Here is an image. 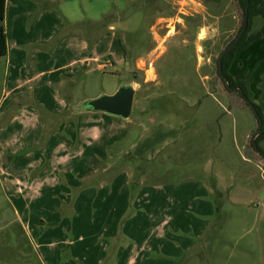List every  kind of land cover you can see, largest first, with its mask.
<instances>
[{"label":"rangeland","instance_id":"374dc122","mask_svg":"<svg viewBox=\"0 0 264 264\" xmlns=\"http://www.w3.org/2000/svg\"><path fill=\"white\" fill-rule=\"evenodd\" d=\"M79 3L82 20L103 24L108 16L113 27L98 29L95 42H87L86 54L97 62L81 76L80 95L86 99L112 94L131 84L136 90L133 112L126 121L104 114L76 115L75 120L92 125L91 130L81 142L77 136L66 137L62 153L68 175L41 180L44 194L32 211H18L11 201L16 196L4 193L0 167V264H49L42 253L50 235L51 252H74L79 247L94 258L102 251L98 229L102 206L110 214L127 210L126 220H150L152 236L160 238L153 239L157 251L163 249L159 242L164 237L190 244L192 250L175 264H264V157L254 147L256 143L264 150V139L257 143L254 111L238 92L227 90L218 71L222 53L244 26L237 0ZM63 13L68 17L65 8ZM85 25L76 29L89 37ZM66 26V36L75 32ZM259 26L257 20L252 30ZM61 33L48 43L38 44L40 35L24 38L27 61L21 68L0 59L1 111L15 95L25 105L38 106L35 87L43 68L29 67V58L36 51L51 55L66 37ZM238 58L239 53L230 73L253 83L250 98L264 112V59L251 60L247 67ZM107 62L114 64L97 69ZM16 73L24 83L14 94L10 80ZM20 107L14 104L10 111ZM50 136L44 130L42 142ZM59 202L64 210L52 211ZM77 203L81 208L73 211ZM72 219L80 226L76 242L54 235L59 224Z\"/></svg>","mask_w":264,"mask_h":264},{"label":"crops","instance_id":"0c3cea01","mask_svg":"<svg viewBox=\"0 0 264 264\" xmlns=\"http://www.w3.org/2000/svg\"><path fill=\"white\" fill-rule=\"evenodd\" d=\"M79 4V0L5 1L2 25L7 35V53L0 59L7 58L8 62L13 63L16 68H21L26 64L24 61H27L22 50V47H25L24 38L30 39L31 35L34 37L40 35L37 37L38 44L48 43L63 31L66 24V29L75 30L69 36H66L65 30L61 33L62 37H66L53 48L54 51L51 52V55L36 51L29 58V67L37 69L42 66L43 68V78L35 87L37 98L34 103H37L39 107H31V103L25 105L23 102H19V96L15 95L16 97L10 101L7 108L4 111L0 110V167L4 170L2 189L6 195L16 196V200L11 199V201L18 211L22 210L27 213L32 211L34 205H38L41 194H44V190L41 189V180L51 179V176L60 173L68 175L69 166L64 165L65 153H62L63 143L67 136H77L80 142L85 140L91 130L90 127H92V125L75 120L74 117L82 113L91 114L83 109L82 103L87 99L104 94L103 92L96 97L86 99L80 95V91L84 89L80 81L81 76L87 66L97 62V59L93 60L86 54L89 48L88 43L95 42L94 40L99 37L98 29L104 30V26L94 19L82 20V16L78 13ZM64 8L69 13L68 17L63 13ZM83 22L86 24V31H89V37L87 32L83 35L84 33H81L80 29H76ZM110 27L111 25L106 27L107 31L113 29ZM10 41L16 46L13 49ZM21 56L24 57L22 60ZM258 57L264 59V38L240 52L238 59L247 66L251 60H257ZM107 63L100 64L97 69L103 71ZM50 67L56 69L51 70ZM34 78H37V73L31 77L29 82ZM239 78L242 79V77ZM10 83L15 94L24 83L21 74L13 75ZM252 84L247 83L249 92ZM27 102L30 100L28 99ZM14 104L21 106L20 111H10ZM67 110L69 116L65 119L62 114ZM8 114L7 121H4ZM43 114L47 116V119L41 117ZM44 130L51 133V136L45 139L46 142L41 140ZM40 146L43 149H39ZM113 191L112 188L111 192ZM64 204L68 205L69 203L65 202ZM64 207L62 202H59L57 207L52 208V211H59L61 208L64 210ZM48 208L51 210V202L48 204ZM80 208L81 205L78 206L77 203L73 206V211H78ZM126 211L110 214L104 206L98 211L101 217L98 229L102 235L99 250L102 251L100 254L96 252L94 258H88L80 251L79 247L74 252H51V235L43 242V248L46 250L42 254L46 255L49 264H175V259L192 250V246L189 247L190 244L184 246V241L181 239L173 242L164 237L159 242L163 249L157 251L156 242L153 243V239L154 237L155 239L160 238L152 236V222L149 220L137 223L135 219L130 218L126 220ZM51 218L54 220V217L51 216ZM58 222L59 220L55 224ZM42 224L45 225L44 222ZM58 226L60 227L54 230V235L65 240L71 238L72 242L77 241L80 226L74 219L69 222L63 221ZM108 256L109 261L105 262Z\"/></svg>","mask_w":264,"mask_h":264},{"label":"trees","instance_id":"16d2710c","mask_svg":"<svg viewBox=\"0 0 264 264\" xmlns=\"http://www.w3.org/2000/svg\"><path fill=\"white\" fill-rule=\"evenodd\" d=\"M5 1L6 0H0V58L4 57L7 53V35L2 25L4 14H5ZM206 1L209 2L211 0H206ZM216 1L220 2L221 0H216ZM237 4L240 10L242 11L244 18L246 14H248L249 27H248L247 32L243 36L241 42L237 45V47L228 56H226L223 59L224 79L221 78L220 73H219V76L222 82L226 85V88L228 91L238 92L241 95V97L244 99V101L246 102L247 106H249L251 109L252 107H255V109L257 110L259 118L256 115L255 116L257 118V123H258V129H257V133L259 135V138L257 139V143H258L260 140L264 139L263 109L259 104H256L255 102L251 100L249 92H248V88H247L246 79L245 78L239 79V80L235 79L233 75L230 73V67L232 63L234 62L236 54L246 50L254 42L262 40L264 38V0H237ZM109 18L110 17L105 16V19H103V24H102L103 26L105 27L109 26V24L111 23L109 21ZM257 20L260 22V26L258 29L253 31L252 30L253 25L254 23H256ZM236 40L231 42L229 46H231ZM220 59H219V62H220ZM254 147L264 157V150H262L261 148L255 145Z\"/></svg>","mask_w":264,"mask_h":264},{"label":"water","instance_id":"95a60500","mask_svg":"<svg viewBox=\"0 0 264 264\" xmlns=\"http://www.w3.org/2000/svg\"><path fill=\"white\" fill-rule=\"evenodd\" d=\"M248 27L249 16L248 14H246L244 19V26L237 40L231 46H229L221 56L219 62V73L221 75V78L224 79L223 59L228 56L241 42L243 36L248 30ZM135 96L136 90L134 86L131 84H124L113 94H102L96 98L87 99L82 103V107L86 112L104 113L110 116L119 117L123 120H129L133 112ZM252 109L255 115L259 118L258 112L255 107H252ZM254 145L257 146L256 143H254Z\"/></svg>","mask_w":264,"mask_h":264},{"label":"built area","instance_id":"2783aa9c","mask_svg":"<svg viewBox=\"0 0 264 264\" xmlns=\"http://www.w3.org/2000/svg\"><path fill=\"white\" fill-rule=\"evenodd\" d=\"M107 65H109V66H113V64H112L111 62H108Z\"/></svg>","mask_w":264,"mask_h":264}]
</instances>
